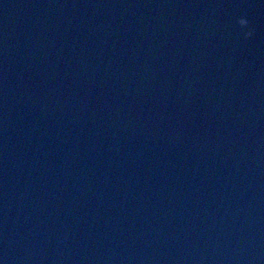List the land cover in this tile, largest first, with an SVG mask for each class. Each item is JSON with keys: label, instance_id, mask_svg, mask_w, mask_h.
Returning a JSON list of instances; mask_svg holds the SVG:
<instances>
[{"label": "water", "instance_id": "1", "mask_svg": "<svg viewBox=\"0 0 264 264\" xmlns=\"http://www.w3.org/2000/svg\"><path fill=\"white\" fill-rule=\"evenodd\" d=\"M0 264H264V0H0Z\"/></svg>", "mask_w": 264, "mask_h": 264}, {"label": "clouds", "instance_id": "2", "mask_svg": "<svg viewBox=\"0 0 264 264\" xmlns=\"http://www.w3.org/2000/svg\"><path fill=\"white\" fill-rule=\"evenodd\" d=\"M238 23L241 25V26H246L248 24V21L246 19H244L243 17H241L239 20H238ZM248 33H245V35H247Z\"/></svg>", "mask_w": 264, "mask_h": 264}]
</instances>
